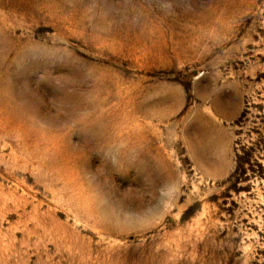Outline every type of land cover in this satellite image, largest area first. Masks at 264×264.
I'll list each match as a JSON object with an SVG mask.
<instances>
[{
    "label": "rangeland",
    "instance_id": "374dc122",
    "mask_svg": "<svg viewBox=\"0 0 264 264\" xmlns=\"http://www.w3.org/2000/svg\"><path fill=\"white\" fill-rule=\"evenodd\" d=\"M0 264H264V0H0Z\"/></svg>",
    "mask_w": 264,
    "mask_h": 264
}]
</instances>
